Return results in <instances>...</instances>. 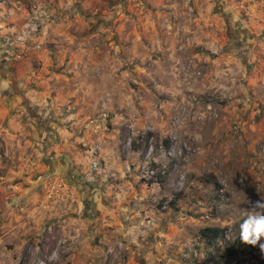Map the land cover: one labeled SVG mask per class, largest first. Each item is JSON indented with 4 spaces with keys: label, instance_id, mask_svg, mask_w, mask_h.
Returning a JSON list of instances; mask_svg holds the SVG:
<instances>
[{
    "label": "rangeland",
    "instance_id": "1",
    "mask_svg": "<svg viewBox=\"0 0 264 264\" xmlns=\"http://www.w3.org/2000/svg\"><path fill=\"white\" fill-rule=\"evenodd\" d=\"M263 148L264 0H0V264H264Z\"/></svg>",
    "mask_w": 264,
    "mask_h": 264
},
{
    "label": "clouds",
    "instance_id": "2",
    "mask_svg": "<svg viewBox=\"0 0 264 264\" xmlns=\"http://www.w3.org/2000/svg\"><path fill=\"white\" fill-rule=\"evenodd\" d=\"M240 236L242 242L250 245H257L264 237V201L257 200L251 203V210L248 211L246 219L240 225ZM264 252V244H260Z\"/></svg>",
    "mask_w": 264,
    "mask_h": 264
},
{
    "label": "trees",
    "instance_id": "3",
    "mask_svg": "<svg viewBox=\"0 0 264 264\" xmlns=\"http://www.w3.org/2000/svg\"><path fill=\"white\" fill-rule=\"evenodd\" d=\"M216 186V190L220 187L217 183L214 184ZM201 237L204 239L206 245H213L215 244L218 240H220L223 237V229L219 227H205L200 231ZM240 240V239H239ZM249 246L251 248H256L257 245L253 246L250 244H245L244 242L237 241L238 244ZM229 252H236L237 251V246L233 245L232 247H224ZM222 256V255H221ZM211 256H209L210 258ZM241 264H251V263H241Z\"/></svg>",
    "mask_w": 264,
    "mask_h": 264
},
{
    "label": "built area",
    "instance_id": "4",
    "mask_svg": "<svg viewBox=\"0 0 264 264\" xmlns=\"http://www.w3.org/2000/svg\"><path fill=\"white\" fill-rule=\"evenodd\" d=\"M263 151H264V148H263ZM151 173H153V170L150 171ZM222 191V189L220 188V192ZM242 263V262H241Z\"/></svg>",
    "mask_w": 264,
    "mask_h": 264
}]
</instances>
